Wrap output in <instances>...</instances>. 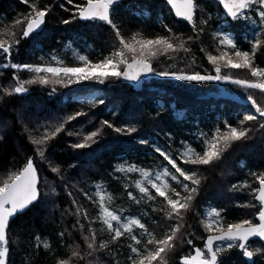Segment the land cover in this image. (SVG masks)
Segmentation results:
<instances>
[{
    "label": "trees",
    "instance_id": "16d2710c",
    "mask_svg": "<svg viewBox=\"0 0 264 264\" xmlns=\"http://www.w3.org/2000/svg\"><path fill=\"white\" fill-rule=\"evenodd\" d=\"M30 2H38V7L42 9L47 6L50 11L43 28L38 34L21 40L10 62L48 64L54 63L52 57L55 56L66 66H79L78 55L86 56L93 62L109 55L118 46L110 26L102 22L72 20L74 8L67 0ZM83 2L73 0V4ZM196 3L197 27L204 29L198 38L191 25L175 18L165 0H118L112 17L126 38L134 32L146 38L175 35L187 41L189 48L188 52L180 50L153 59V73L139 85L121 78L104 84L85 81L67 88L56 85L57 91L51 96V87L40 85L28 86L29 90L24 94L5 95L0 91V179L20 169L29 157H33L40 181L38 202L9 224L7 264H57L59 259L69 258L74 249L80 250L85 259H73L72 264H130L127 259L130 239L125 236L111 243L109 234L106 230L101 231L98 221L92 224L96 229L97 247L101 241L109 242L108 247L93 252L92 256L86 255L88 250L81 233L87 234L88 221L81 218L85 224L83 230L76 225L77 217L73 214L76 205L72 200L75 199L90 217H94L98 206L86 199L84 192L94 194L96 185L102 184L106 192L113 196L108 205L112 210L124 216L140 218L149 231L160 237L174 222L166 220L163 212L153 211V208L162 207L163 198L157 197L155 201H142L140 204L129 200L128 191L140 197L133 183L140 179L139 173H117L114 170L116 166L134 164L155 172L167 164L154 151L156 147L173 156L182 150V142L201 150V133L211 134L216 127L223 129L226 121L238 126V121L246 112L254 111L249 102L243 103L234 95L247 99L252 94L264 107V94L258 90L241 89L223 81L200 83L155 75V72L165 71L215 75L213 66L207 60L209 53L219 55L217 41L213 38L215 32L233 35L242 50H250L248 40L260 32L258 23L254 25L251 21L240 22L236 26L226 23L224 11L215 0H196ZM29 11V6L21 0H0V26H9ZM249 15L258 21L252 12ZM64 20L71 22L64 24ZM201 20L207 23L201 25ZM190 36L192 40L187 39ZM261 39L264 40V34H261ZM6 62L9 61L0 57V63ZM255 63L264 67V47L259 50ZM13 73L10 68H0V89L14 86ZM222 73L234 78L255 79L241 70L230 72L222 69ZM16 75L23 80L29 79L32 74L21 71ZM77 111L84 115L66 123V131L49 142L47 160L42 161L25 128L34 130L33 135L38 136L49 125L63 122ZM104 120L118 128L134 125L137 131L130 135L118 134L103 126ZM258 121H264V117L258 116ZM246 126L253 129L249 133L250 139L233 144L213 165L199 168L204 179L191 210L184 216V231L191 233L189 238L196 247L202 248L203 238L207 236L200 221L213 208L223 209L222 216L229 223L242 219L256 221L257 208L238 206L249 201L257 203L251 189L229 191L233 184L244 181L253 187L258 186L250 172L264 171V129L257 121L247 122ZM97 130L99 135L95 143L84 149L72 147L82 142L84 135ZM68 132L74 135L70 136ZM141 140L147 143L141 144ZM49 162L52 166H59V174L51 172ZM168 167L171 168L170 165ZM170 183L180 190L174 182ZM125 184L129 185L127 189ZM69 191L73 193L72 197H69ZM152 194L155 195L154 190ZM93 199H96L94 195ZM134 232L139 234L140 230L134 229ZM61 233L64 235L61 236ZM43 241L50 245L48 250L43 247ZM249 245L254 250L264 246V243L255 238L249 241ZM191 251L192 247L186 242L178 243L174 251L166 254V260L168 264H180V257L189 255ZM220 258L222 264H264V252L247 260L236 248L221 254Z\"/></svg>",
    "mask_w": 264,
    "mask_h": 264
},
{
    "label": "snow or ice",
    "instance_id": "6c2138e0",
    "mask_svg": "<svg viewBox=\"0 0 264 264\" xmlns=\"http://www.w3.org/2000/svg\"><path fill=\"white\" fill-rule=\"evenodd\" d=\"M29 6L30 11L16 18L9 26H0V57H3L6 63H0V68H10L14 70V86L8 89H0L5 95L24 94L28 92L31 85H40L42 87H51L49 95L56 93V85L67 88L70 85L79 84L85 81L98 82L104 84L111 79H125L128 81H137L141 76L153 73L151 61L158 56L169 53H176L180 50L188 52L187 41L179 36H157L155 38H146L139 32H134L130 37H125L120 26H118L112 17L114 6L118 0H84L82 4H73V0H67L72 5L74 12L72 20L79 19L84 21L102 22L110 26L118 41V46L102 60L92 62L86 56L78 55L79 66H66L55 56L52 57L54 63L48 64H18L12 63L11 57L13 51L18 49L21 40L28 39L34 34H38L46 22V16L50 9L45 6L43 9L38 7V2L30 0H21ZM166 3L175 11L177 17L185 20L192 26L193 32L199 34L204 31L203 27H197L196 0H166ZM218 4L223 6L224 15L227 18L226 23H232L233 26L240 25V22L251 21L258 27L260 32L254 38L249 39L250 50H242L234 37L226 32L217 31L213 38L217 41V51L219 55L207 54L208 62L213 66L215 75H202L198 72L186 74L184 72H155L160 77H173L180 81H223L238 86L241 89H254L264 94V67H259L255 63L259 50L264 47V40L261 34H264V0H218ZM64 8V5H61ZM66 11L69 9L65 8ZM252 12L258 21L249 15ZM71 20H64V24ZM206 20H201L200 24H206ZM167 27V26H165ZM171 32V29H168ZM192 40L193 37H188ZM177 41L178 43H174ZM204 51V49H201ZM130 57V59H129ZM123 66V68H121ZM222 69L230 72L233 70L246 71L254 80L234 78L231 75L223 74ZM27 71L31 73L29 79H20L17 72ZM247 100L254 112H246L243 119L238 121V126H234L227 121L223 129L216 127L209 135L201 133L200 149L192 147L187 142H182V150L178 155L173 156L160 147L154 149L155 152L163 157L167 162L162 170L155 172L140 168L134 164H119L114 169L117 173H139L140 179H136L134 187L140 193L138 198L132 191L127 192L129 200L140 204L142 201H155L157 197L163 198L162 207L153 208V211L164 213V218L168 221H174L169 225L162 236L157 237L154 232L149 231L145 223L135 216H124L112 210L108 205L112 202L113 196L107 193L102 184L96 185L94 194L84 192L86 199L92 201L98 206V212L94 217H90L87 210L83 209L78 202L73 199V205H76L75 213L76 225L81 230L85 229L82 222L88 221L87 234L81 233L82 239L87 246V256H92L93 252L106 249L109 242L101 241L97 247L96 229L92 224L97 221L101 225V231L106 230L110 236V242L116 243L122 237L127 236L130 239L128 248L130 254L127 259L130 264H168L166 254L176 249L178 243H187L192 247L189 255L180 257V264H222L221 254L234 248L242 251L243 257L251 260L254 255L264 252V246L250 250L249 241L251 238H258L264 241V171L260 173L250 172L258 185L253 187L244 181L239 184H233L229 191H242L251 189L254 201L238 205L239 207L257 208V214L253 219H242L238 222H226L222 216L223 209H211L204 214L200 223L206 231L207 236L203 238V247H196L193 240L189 238L190 232L184 231V216L192 208L194 199L199 193L200 185L204 177L199 173L201 166H211L221 160L223 154L232 147L233 144L250 139L249 133L253 130L247 127V122L257 121L259 127L264 129V121H258L259 117H264V107L259 105L252 94L247 96ZM94 103V102H93ZM103 103V101H100ZM84 113L77 111L69 115L63 122L56 125H49L40 135H33L32 129L25 128L29 134V141L34 145L36 154L42 161L47 160L46 150L49 142L56 138L58 134L66 131V123L75 120ZM102 125L112 129L118 134L130 135L137 131V128L126 126L122 128L115 127L111 122L104 120ZM35 131H39L36 129ZM68 135H74L68 132ZM79 135V134H76ZM99 130L84 135L82 142L72 145L75 149H84L96 142ZM141 144L147 141L141 140ZM190 165V168H184L180 165ZM50 170L54 174L60 173L59 166H52ZM171 166V168L168 167ZM174 169V172L172 171ZM178 174V175H177ZM182 178V179H181ZM179 186L180 190L172 186ZM39 173L35 166L33 157H29L24 165L6 177L0 179V264H7L6 258L9 252L7 239V229L10 220L25 209L34 205L40 198ZM188 182V183H186ZM125 189L129 187L124 185ZM154 190L155 195L152 194ZM54 191V190H53ZM69 197L73 196L71 191ZM93 195L96 199H93ZM74 225V227L76 226ZM134 229H139L136 234ZM61 236L64 233L60 234ZM40 241V238H36ZM43 247L48 250L50 245L43 241ZM78 247V246H77ZM73 259L84 260L85 256L80 250L74 249L71 256L67 259H59L57 264H72Z\"/></svg>",
    "mask_w": 264,
    "mask_h": 264
},
{
    "label": "water",
    "instance_id": "95a60500",
    "mask_svg": "<svg viewBox=\"0 0 264 264\" xmlns=\"http://www.w3.org/2000/svg\"><path fill=\"white\" fill-rule=\"evenodd\" d=\"M215 1H217L218 2V0H215ZM165 2H166V0H165ZM168 5V4H167ZM169 6V8L171 9V6L170 5H168ZM221 7H222V9H223V6L222 5H220ZM171 11H172V13H173V15L175 16V18L176 19H182V18H180V17H177L176 15H175V11L173 10V9H171ZM223 11L225 12V10L223 9ZM44 26V25H43ZM43 26H42V28H43ZM41 28V29H42ZM40 31V30H39ZM152 66V65H151ZM150 75H151V73H149V74H146V75H143V76H141L137 81H130L131 83H133L134 85H139L141 82H142V80L143 79H149V77H150ZM234 98L235 99H237V100H241V101H243V103H247L248 102V100L247 99H241V97L240 96H237V95H234ZM36 166V165H35ZM37 168V167H36ZM28 210V208L27 209H25L23 212H21V213H19V214H22V213H24L25 211H27ZM18 214V215H19ZM257 214V213H256ZM17 216V215H16ZM15 216V217H16ZM14 217V218H15ZM255 217H256V215H255ZM14 218H12L11 220H10V222L14 219ZM256 222L258 223V220H256ZM7 237H8V229H7ZM206 238V237H205ZM252 239H255V238H251L250 239V241L252 240ZM258 239V238H257ZM262 243H264V241H261ZM247 259V258H246ZM6 260H7V258H6ZM247 260H249V259H247Z\"/></svg>",
    "mask_w": 264,
    "mask_h": 264
},
{
    "label": "rangeland",
    "instance_id": "374dc122",
    "mask_svg": "<svg viewBox=\"0 0 264 264\" xmlns=\"http://www.w3.org/2000/svg\"><path fill=\"white\" fill-rule=\"evenodd\" d=\"M226 33H227V32H226ZM232 36H233V35H232ZM216 50H217V49H216ZM110 53H111V52H110ZM218 54H219V52H218ZM105 56H108V55H105ZM105 56H104V57H105ZM104 57H102V58H100V59H97V60H95V61H93V62H97V61H99V60H102ZM218 82H220V81H218ZM253 110H254V109H253ZM254 111H255V110H254ZM254 111H253V112H254ZM207 134L210 135V133H207ZM194 148H196V147H194ZM196 149H197V148H196ZM197 150H198V149H197ZM180 166H181V167H184V168H190V167H191V166H190V167H188V166L185 167V166H183V165H180ZM172 171L174 172V169H173ZM177 175H178V174H177ZM181 179H182V178H181ZM186 183H187V182H186ZM256 213H257V212H256ZM256 213H255V214H256ZM255 222H256V221H255ZM250 250H253V248H251Z\"/></svg>",
    "mask_w": 264,
    "mask_h": 264
}]
</instances>
